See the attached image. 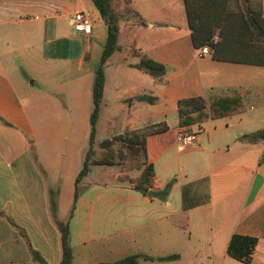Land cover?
I'll return each instance as SVG.
<instances>
[{"label": "crops", "instance_id": "obj_1", "mask_svg": "<svg viewBox=\"0 0 264 264\" xmlns=\"http://www.w3.org/2000/svg\"><path fill=\"white\" fill-rule=\"evenodd\" d=\"M111 6L120 13L129 9L130 17L120 19L113 9L118 50L103 67L97 122L119 128L99 143L94 140L100 145L125 131L165 125L164 132L145 137L153 188L142 195L119 180L134 179L140 170L122 169L120 163L92 165L68 220L75 179L89 149L99 64L89 59L107 37L96 45L93 30L106 25L90 0H0V264H31L33 251L47 264H60L56 219L68 220L71 264L111 263L130 255L152 258L138 264H244L227 255L232 235L256 238L251 264H264V67L217 61L211 48L199 57L183 0H114ZM261 9L264 17V0ZM78 11L95 14L89 37L74 29ZM142 57L164 67L159 80L136 67ZM242 90L243 112L200 127L178 126L179 100ZM49 95L68 100L70 110L55 115L62 125L81 126L82 143L69 171L72 192L62 204L66 162L60 153L44 156L31 141L35 132L28 110L39 117ZM141 96L155 101H140ZM179 131L192 134L195 142L177 143ZM168 184L165 198L153 196ZM168 255L179 258L159 260Z\"/></svg>", "mask_w": 264, "mask_h": 264}, {"label": "trees", "instance_id": "obj_2", "mask_svg": "<svg viewBox=\"0 0 264 264\" xmlns=\"http://www.w3.org/2000/svg\"><path fill=\"white\" fill-rule=\"evenodd\" d=\"M100 20L107 19V37L101 53L100 61L95 71L92 88V112L89 118V149L85 153L82 167L74 183L73 202L69 212L72 217L75 204L80 196L79 184L90 172L92 165H112L120 163L126 170H140L136 178L122 176V182H127L135 192L146 195L154 183V169L147 164L145 157V137L151 134L162 133L166 126L151 127L139 133L125 131L123 134L106 139L100 143V148L106 152L101 160H90L91 150L95 139L96 122L103 98L104 71L103 67L110 56L118 50V18L112 9L114 0H90ZM187 25L193 48L200 50L209 46L213 50V58L217 61L264 67V17L262 15L261 0H183ZM214 36L219 40L211 43ZM148 73L155 80H159L165 73L164 67L145 57H142L136 66ZM246 90L238 93H212L207 100L204 98H188L177 102V124L179 127L197 126L209 120L233 116L244 111V94ZM140 101L147 100L153 104L154 98L138 97ZM1 120V119H0ZM3 122V121H2ZM4 123V122H3ZM118 145L115 151L114 146ZM139 157L143 160L140 163ZM117 159V160H116ZM117 161V162H116ZM133 164L135 165L133 167ZM171 184L152 193L155 197L165 198L169 194ZM50 207L56 219V204L53 194L50 196ZM68 220L65 222L55 220L60 232L62 260L60 264H71L72 248L70 244ZM258 244L256 238L232 235L227 255L244 264H251L252 255ZM178 255H168L159 258L160 261H175ZM140 259L152 260L148 256L130 255L111 263L98 264H138ZM31 264H47L38 252L31 254Z\"/></svg>", "mask_w": 264, "mask_h": 264}, {"label": "rangeland", "instance_id": "obj_3", "mask_svg": "<svg viewBox=\"0 0 264 264\" xmlns=\"http://www.w3.org/2000/svg\"><path fill=\"white\" fill-rule=\"evenodd\" d=\"M113 7H114L113 9L116 10L117 14L119 15L120 19H125L130 17L129 9H126L125 12L120 13L117 11L118 8L117 6H113ZM94 15L95 14H92L93 18ZM93 34L95 35L93 39L96 41L95 42L96 45H98V43L100 42L103 43L104 37L107 36L106 27H103L101 25L97 26L96 30L94 28ZM103 47H101L99 50L97 49L92 51L89 59V64L99 63L101 57V51L103 50ZM48 97H50V95L44 97L45 99L44 109L38 111V113L40 114L39 117L35 116L36 111H33L32 109L28 110V113L32 118L33 129L35 132V135L34 137L31 138V141L33 142L34 146H37L36 148H39V150L42 152L44 156L45 155L50 156L51 153L53 154L60 153V155L62 156V161L65 160L66 162L67 171L64 174L65 180L63 182V193L60 200L62 204V203H66V201L69 198V195H67L68 191L72 192V183L69 178L70 176L69 171L73 165L72 157L76 151V148L79 147V145L82 143L81 126L73 125V124L62 125L60 123L61 117L63 116L64 113H66V110H70L68 109L69 103L67 102L68 100L66 99V97H64L63 95L53 96L52 100L48 99ZM52 102H54L55 104H53ZM112 110L116 111L118 109L117 107H114ZM31 113L34 116L31 115ZM55 115L61 116L60 119H56ZM88 127L89 126H86L87 130ZM118 128H119V123L116 127H109L105 122V120L101 119L99 122H97L96 125L95 139L97 140V143H99L101 140L106 138L109 133L112 134L116 132ZM118 147H119L118 145H115L114 150L116 151ZM91 150L93 152V155L90 160H101L103 158V154H101L102 149L100 148L99 145H96L95 140ZM142 160L143 158L139 157L140 163L142 162ZM134 166L135 165L133 164V167ZM126 168H127L126 166L122 167V169H126ZM134 174H135L134 171L129 173V175H134ZM90 249H92V247H90ZM80 264H90V263L81 262Z\"/></svg>", "mask_w": 264, "mask_h": 264}, {"label": "built area", "instance_id": "obj_4", "mask_svg": "<svg viewBox=\"0 0 264 264\" xmlns=\"http://www.w3.org/2000/svg\"><path fill=\"white\" fill-rule=\"evenodd\" d=\"M74 29L76 32L81 33L85 37H89L92 34L93 29V17L89 11H78L73 15ZM216 38H213L211 43L213 44ZM210 47L204 46L199 51V57L209 54ZM175 141L180 144L189 145L195 142V137L185 131H179L175 135ZM262 155L264 156V139L262 142Z\"/></svg>", "mask_w": 264, "mask_h": 264}, {"label": "water", "instance_id": "obj_5", "mask_svg": "<svg viewBox=\"0 0 264 264\" xmlns=\"http://www.w3.org/2000/svg\"><path fill=\"white\" fill-rule=\"evenodd\" d=\"M107 22H108L107 19H104V25H107Z\"/></svg>", "mask_w": 264, "mask_h": 264}]
</instances>
